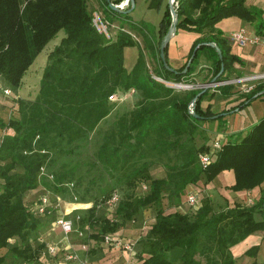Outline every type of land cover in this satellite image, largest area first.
Segmentation results:
<instances>
[{
	"label": "trees",
	"instance_id": "16d2710c",
	"mask_svg": "<svg viewBox=\"0 0 264 264\" xmlns=\"http://www.w3.org/2000/svg\"><path fill=\"white\" fill-rule=\"evenodd\" d=\"M111 1L119 5L125 0ZM93 2L113 26L114 22L120 23L118 28H112L111 38L96 29ZM175 2L177 31L201 37L194 43L186 64L170 71L160 55L161 42L173 20L169 7L159 25V42L154 50L149 49L148 41L154 29L143 22L133 23L134 10L127 13L131 3L118 12L109 7L107 0H0V82L14 94L19 93L25 76L46 46L61 37L48 55L39 91L33 100L0 94V99L9 100L2 112L7 115L13 111L8 121L0 117L3 131L0 138V264H7L9 257L15 262L42 264L46 245L40 241V232L49 219L37 215L28 206L26 195L40 187L53 190L56 195L67 193L78 165L69 169L65 164L66 169L55 173L53 181H45L42 171L51 156L72 158L93 134L102 135L104 142L94 167L100 174L94 173L90 182L96 183V177L105 173L126 186L124 193L108 182L96 194L87 189L86 195L77 201L93 203L88 217L79 219L78 223L88 224L91 237L99 243L104 244L107 235L115 236L127 223L137 222L148 208L154 210L156 222L144 241L151 247L150 255L145 257V253H139V264H203L197 257L203 258L206 264H237L231 248L257 232L264 234V190L254 206L237 205L217 215L213 214L211 199L205 195L193 216L178 211L167 214L165 210V198L169 209L178 208L189 186L198 189L202 183L205 187L224 171L234 173L235 184L231 189L235 192L264 185V118L238 141L225 142L206 169H202L199 155L210 150L208 141L198 145L195 139L197 135L199 139L207 137L204 123L222 121L264 98V95L257 97L264 92V81L257 83L251 92L243 93L238 104L217 113L211 106L204 108L203 103L207 98L223 94L227 97L230 85L221 87L220 93L192 90L177 94L152 77L155 73L168 81L194 82L192 77L199 59L205 56L212 63V79L221 73L224 65L218 80H229L236 73L235 64L241 60L231 53L228 40L216 25L237 16L256 22L258 34L263 35L262 11L248 8L246 0ZM161 3L162 0H152L150 7L159 9ZM133 32L143 37L144 48ZM208 43L221 49L223 60ZM133 47L138 48L139 56L128 72L124 52ZM196 48L191 67L184 74ZM148 55L156 63L153 72L147 62ZM166 58L168 62V49ZM130 90H134L136 97L135 109L128 117L122 116L116 121L115 132L99 129L115 109L110 97H119ZM195 99L194 114H190L189 107ZM151 139L156 141L154 149L159 153L165 156L171 151L177 153L179 162L169 167L171 172L166 178L152 176L153 162L136 165L137 156H145L139 150ZM142 184L148 186L144 192L140 190ZM114 192L120 194L121 200L110 210L103 203ZM100 205L106 210L103 215H99ZM257 214L262 215L261 220L256 219ZM256 250L252 247L248 254Z\"/></svg>",
	"mask_w": 264,
	"mask_h": 264
},
{
	"label": "rangeland",
	"instance_id": "374dc122",
	"mask_svg": "<svg viewBox=\"0 0 264 264\" xmlns=\"http://www.w3.org/2000/svg\"><path fill=\"white\" fill-rule=\"evenodd\" d=\"M95 1V0H93ZM137 1V8L135 12L133 13L134 18H138L140 21L139 23H146L152 27V30H155V22L157 20L156 16L158 13L155 10H151L148 8L150 6L152 0H135V3ZM166 4L169 0H165ZM163 2V0H162ZM92 4V10L102 12L99 5L95 2ZM158 4V3H155ZM166 4L165 7L166 8ZM162 5V3H161ZM136 7V6H135ZM158 7L155 6L154 9H157ZM153 30V31H154ZM54 40H52L44 49V51L38 56L36 61L34 62V66L32 68V72L29 75V80L31 82L30 85H28V82L24 83V90L21 94L22 99L25 100H33L34 97L38 93L39 88V82L41 78V74L43 73L44 67L48 60V55L50 52L54 49ZM125 66L126 68H132V64L134 63V53L135 50L133 48H127L125 49ZM148 65L150 68V71L153 72V64L148 61ZM155 75V73H154ZM203 77L207 79L209 77V74L204 72V70H200L197 75H193L194 77ZM206 76V77H204ZM201 79V78H199ZM204 79V80H205ZM193 80V79H192ZM195 81V80H193ZM255 81L254 83L262 82ZM185 84H191L185 82ZM252 84V83H250ZM134 90H130L129 92L123 93L119 97L116 98V100L113 101L115 103V109L113 113L107 118L104 122L101 123L99 129H102L103 131H107V133L113 131L115 132L116 127H114V124L116 121H118L122 116L128 117V115L135 109L136 105V97L135 94H133ZM189 90H181L177 91V94H183L185 92H188ZM244 92V88L242 85H232L228 88L227 97L219 96L218 98L210 99L207 98L206 101L203 103V107L206 108L207 106H211L212 110L217 113H221L227 108H230L236 104L239 103V101L242 99V94ZM5 99H0V117H4L6 121H8L13 113L11 110L7 115L2 112L4 108ZM210 103V104H209ZM260 104H254V108L257 107V105H261L264 109V100L261 102H258ZM3 136V131L0 130V138ZM199 135H197L196 143L198 145H201L203 141L207 142L209 141L207 137H202L199 139ZM104 139L102 135L93 134L89 140L88 143L85 145L80 146L76 150V154L70 158L67 159L68 156L63 157H57L51 156V158L48 160L47 165L42 171V177L45 179V181H53L54 174L58 173L61 169L64 168L65 164H67V168H71L75 165H78V169L74 171V181L70 185V188L68 189V192L64 195H56L54 194L53 190H48L45 187H40L36 190L33 200L28 202V206H32L31 208H35L36 205H38L41 201V199L46 196L50 195V207L46 209V213L44 214L46 217L55 219L54 221H57L59 218H65L69 215L68 219L73 222V232L69 234V242H70V248L68 246L63 245L62 242V236L58 238L59 243L58 246L61 250L55 257L56 259H62L63 254L66 252L74 253L78 256L79 260L75 262H69L68 264H93L96 262H99L104 256H106L109 253H118L119 255H122L124 252H127L131 256L132 261L131 264H137L140 262L139 253H145V257H148L150 255L151 247L149 245H145L144 241L147 237L148 232L150 231L152 227V220L150 217L155 216V212L152 208H148L143 212V216L140 217V219L137 220V222H129L123 227L120 228L122 231L120 235L116 236L114 239L117 241H122L124 244L123 246L118 247L116 245V241L112 242V245H107L103 243H99L98 241L94 240L91 236V232L89 230L88 224L81 225L79 224V219L88 217V210L93 207V203H78L77 201H80L81 197L83 195H86L87 189L91 191L93 194H96L97 189L100 186L106 185L108 182L112 183V185L115 186L116 189H123L124 193H126V186L119 183V179H113L107 176L105 173H103V176H97L96 177V183L90 182L93 178L94 173L96 175L100 174L99 171H95V162H96V156L97 152L100 148V146L103 144ZM156 141L154 139H151V141H148L146 144L142 146V148L139 150V154H144V157L137 156L135 162L136 165H141L146 161L153 162L154 165L151 167L150 172L153 177H159V178H166L168 174L171 172L169 170L170 166L176 165L179 160L177 159V153L175 151H171L168 156H165L164 154L159 153V150L154 149ZM67 159V160H66ZM73 185V186H72ZM88 187V188H87ZM261 188V187H260ZM196 192H198V206L202 205V199L205 194V187H202V183L199 185L198 189H193ZM143 192V191H142ZM231 197H229L230 199ZM60 199V200H59ZM216 199V198H215ZM232 199V198H231ZM212 201V200H211ZM101 203V200H100ZM232 203H230L226 196L221 195L220 198L216 199V201L213 200L212 206H213V214L217 215L221 212L227 211L231 208H234L237 205L242 206H252L247 205V202L244 203H234L235 206L232 207ZM164 207L165 210L168 213H174L176 211L193 216L195 215V210L188 206V194L183 198V204L181 205L180 210H171L169 209V204L167 199L164 200ZM106 210L103 209L102 205H100L99 208V215H103V212L105 213ZM73 213V214H72ZM108 215V212H106ZM71 214V215H70ZM59 215V218H58ZM261 215V214H257ZM150 216V217H149ZM145 217H148L147 219ZM262 219V215H261ZM67 220V219H66ZM133 223V224H132ZM57 225V223H56ZM57 226H54L56 228ZM136 231L137 233H130L129 231ZM129 232V233H128ZM260 235H264L263 232L260 233ZM65 241V240H64ZM131 244L133 247V251L129 252L126 250L125 246L126 244ZM233 248V247H232ZM231 248V253L232 252ZM257 250L251 253L250 255H257L258 252H261L262 259L264 260V243L261 244V246L256 247ZM2 254H5V251L2 252ZM44 257V256H43ZM123 258V257H122ZM201 259L203 264H206V261L203 258L197 257V259ZM54 258L45 256L43 259H41L42 264H51L53 262ZM121 259V258H120ZM219 259V258H218ZM7 264H25L21 261H13L11 257L7 259ZM179 264V263H178Z\"/></svg>",
	"mask_w": 264,
	"mask_h": 264
},
{
	"label": "crops",
	"instance_id": "0c3cea01",
	"mask_svg": "<svg viewBox=\"0 0 264 264\" xmlns=\"http://www.w3.org/2000/svg\"><path fill=\"white\" fill-rule=\"evenodd\" d=\"M168 3L166 4V1L163 0L162 5L160 6L159 9H154L148 6L149 9L155 10L158 13V15L156 16L157 20L155 22L156 24H155L154 33L148 37V41L150 43L149 49L157 50V46L159 42V25L163 19V15H164L166 8L168 7ZM165 4H166V8H163L165 7ZM246 6L248 8H253V9L262 11V18L264 20V0H246ZM136 8H137V1H136V7L133 13L135 12ZM133 13H132V21L133 23L138 24L140 21L138 20V18L133 17ZM255 24L256 22L254 23L247 22L237 16H234V17L224 19L216 25L217 30L221 31L223 36L228 40L231 46V53L237 56L241 60L240 63L235 64L236 73L233 74L230 78L247 77L251 75H257V74L264 73V33L263 35H259L255 28ZM119 25H120L119 22H114V26L116 28H118ZM243 27L247 30V35L249 37H253L256 35L259 36L260 43L256 45H250L247 47H240L238 44L233 43L229 39V36L233 32H236L240 28H243ZM133 34L135 35L136 39L140 42L141 46L144 48L145 45H144L143 37L135 32H133ZM200 37H201L200 35L195 34V33L182 31V30L177 31L176 35L172 38L168 46L169 65L174 69L182 68L188 60V57L191 53L194 43ZM60 39H56L54 41L55 42L54 46H56L59 43ZM133 49L135 50L134 63L132 64L133 65L132 68H126L128 72H130L133 69L137 61V58L139 56L138 48L133 47ZM147 60L150 61L153 64V66L156 65L151 55L147 56ZM211 65L212 63L208 61L205 56H202L199 59V65L197 66L195 75H197L198 72L203 69L204 72L209 74V77L205 79L203 77L196 76L192 78L193 80H195L194 82L201 83V82L211 80L213 76ZM33 66L34 65H32V67L28 71V74L25 76L24 81H23V86L21 90L19 91V93L14 94L16 97H22L21 94L24 90V83L28 82V85L31 84V82L28 81V79H29L30 73L32 72ZM41 77H42V74H41ZM39 85H40V82H39ZM38 91H39V88H38ZM132 93L134 94V91ZM263 100L264 98L254 101L250 106L246 107L245 109L224 117L222 121H214V122L211 121V122L204 123L203 130L209 140L207 145L211 146L212 143L216 139H222V143L224 144L225 142H229V141L230 142L238 141L240 138L245 136L252 127H254L257 123H259L262 118H264L263 107H261V105H257V107L255 108L253 107L254 104H260L258 102H261ZM5 102H6L5 104H8L9 100L5 99ZM234 184H235L234 173L232 171H224L213 182L205 185V194L207 197H209L212 200V202L213 200L216 201V199L220 198L221 195H224L226 196V199L230 203L233 204L232 207L235 206L234 203L236 202L238 203L247 202L246 199L248 196V192L247 191H242V192L233 191L231 187ZM193 188L195 189L197 187L189 186L188 192L192 190ZM261 190H264V185L261 188H256L254 190H251V192L255 195L257 200L260 196ZM35 192L36 190L30 191L26 195L27 203L33 200V196ZM229 197H231L232 199L231 198L229 199ZM199 207H201V204L199 205ZM180 209H182L181 206L178 208H173L171 210L175 211V210H180ZM255 217L257 220H261V215H256ZM58 218H59V215H58ZM145 218L147 219L148 217H145ZM48 219L49 221L45 222V225L43 226L40 232V241L45 243L46 246L47 245H59L61 241H59L58 238L62 236V242H63L64 247L68 246V248H70L69 235L68 237L65 236L61 228L58 225H56L57 221H54L55 219H51V218H48ZM150 219L152 220V224L156 222L155 216L154 217L151 216ZM54 226H57V227L54 228ZM121 232L122 231L119 230L115 234V236L120 235ZM129 232L137 233L136 231H132V230H130ZM260 233L261 232H257L249 236L245 241L237 244L236 246L232 248L234 259L237 261V264H264V260L262 259L261 252H258L257 255L248 254V251L252 247H257V246L260 247L261 244L264 243V235H260ZM114 254L115 255H113V253H109L106 256H104V258H102L99 262H96L93 264H131L130 262L132 261V259H131V256L127 254V252H124L122 255H119L117 252ZM86 264L88 263L86 262Z\"/></svg>",
	"mask_w": 264,
	"mask_h": 264
},
{
	"label": "built area",
	"instance_id": "2783aa9c",
	"mask_svg": "<svg viewBox=\"0 0 264 264\" xmlns=\"http://www.w3.org/2000/svg\"><path fill=\"white\" fill-rule=\"evenodd\" d=\"M176 1V0H175ZM174 1V5L176 4V2ZM129 0H125L123 1L121 4L117 5L120 9L125 10L129 7ZM93 23L96 27V29L98 30V32L103 33L105 36H107L108 38H111L112 35V28L114 27L110 22H108L106 20V18L104 17V15L102 14V12L99 11H95L93 14ZM229 39L233 42L238 44L240 47H247L250 45H256L260 43V37L259 36H253V37H249L247 35V30L243 27L240 28L238 31L233 32L230 36ZM152 77L157 80L158 82L166 85L167 87H170L176 91H181V90H210L211 92H218L220 93V88L224 87V86H232V85H242L244 88V92L245 93H249L253 90V88L255 87V85L257 83H254L255 81H260L263 80L264 81V73L262 74H257V75H251V76H247V77H236V78H230L229 80H217L216 82H211V80L205 81V82H201V83H196V82H187V83H191V84H185V81L183 82H176V81H168L165 80L162 77H158L154 74H152ZM252 83V84H250ZM260 83V82H258ZM0 94L4 95L5 97H12L13 96V91L9 88L4 86L1 82H0ZM117 96H112L110 97L111 101L116 100ZM190 114L194 113V104L191 103L190 107ZM222 139H216L211 146H209L210 150L208 152L202 153L199 155V161H200V165L202 167V169H206L208 168L214 161V157L216 155L217 152H219L222 148ZM148 189V186L146 184H142L140 186V190L141 191H146ZM194 189V188H193ZM190 190L188 192V206L193 208L195 210V213L199 210V206H198V192H196L195 190ZM248 192V196H247V205H252L254 206L257 202V199L255 197V195L251 192V191H247ZM60 200V199H59ZM121 200V196L118 192H114L105 203H103V205L105 207H107L110 210H113L119 203ZM50 207V195H46L44 196L40 203L38 205L35 206V208L33 209L35 211V213L37 215L40 216H44V214L46 213V209ZM57 225L61 228V230L63 231V233L65 234L66 237H68V235L70 233L73 232V226H72V222L70 220H66L65 218H59L57 220ZM116 236L114 235H107L105 237V243L107 245H112V242H117L116 245L118 247L123 246L124 244L122 243V241H117L116 239H114ZM126 244V243H125ZM126 250H128L129 252L133 251V247L132 245L126 244L125 246ZM60 249L56 246V245H47L46 246V250L43 253L44 255L54 258L53 262L51 264H68L69 262H75L78 261L79 258L77 255H75L74 253H64L63 254V258L62 259H56L55 257L57 256V254L59 253ZM86 264V263H83Z\"/></svg>",
	"mask_w": 264,
	"mask_h": 264
},
{
	"label": "water",
	"instance_id": "95a60500",
	"mask_svg": "<svg viewBox=\"0 0 264 264\" xmlns=\"http://www.w3.org/2000/svg\"><path fill=\"white\" fill-rule=\"evenodd\" d=\"M174 1L175 0H169V3H168V7L171 11V14H172V25L167 33V35L164 37V39L162 40L161 42V45H160V55H161V59H162V62L165 66L166 69H169L170 71H175L174 68H172L169 63L167 62V58H166V50L168 49V46L170 44V41L172 40V38L176 35V32H177V24H178V16H177V13H176V9H175V5H174ZM108 4H109V7L111 9H113L114 11H118V12H122L123 10L120 9L117 5H114L112 3L111 0H107ZM129 2L131 3V8L127 11V13H131L134 9H135V6H136V3H135V0H129ZM208 46H211V47H214L217 49L218 51V54L220 56V59L223 60V56H222V51L220 48H218L215 44H211V43H208L206 44ZM199 48V47H197ZM197 48L196 50L194 51L193 55L191 56V58L189 59L185 69L183 70V73L186 74L188 72V70L190 69L191 67V64L195 58V55H196V51H197ZM224 72V65H222V70H221V73L213 78L211 80V82H216L218 80V78L220 77V75ZM206 92V90H203V93ZM201 95V94H200ZM199 95V96H200ZM264 95V92L260 93L257 97L259 96H262ZM196 101V99L192 102L193 104H195L194 102ZM238 112V110H237ZM194 114V113H193Z\"/></svg>",
	"mask_w": 264,
	"mask_h": 264
}]
</instances>
